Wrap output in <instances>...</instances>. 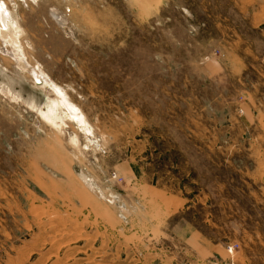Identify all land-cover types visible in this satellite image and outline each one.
Masks as SVG:
<instances>
[{"label":"rangeland","instance_id":"obj_1","mask_svg":"<svg viewBox=\"0 0 264 264\" xmlns=\"http://www.w3.org/2000/svg\"><path fill=\"white\" fill-rule=\"evenodd\" d=\"M0 1V264H264V0Z\"/></svg>","mask_w":264,"mask_h":264},{"label":"bare ground","instance_id":"obj_2","mask_svg":"<svg viewBox=\"0 0 264 264\" xmlns=\"http://www.w3.org/2000/svg\"><path fill=\"white\" fill-rule=\"evenodd\" d=\"M16 25H18V24H17V20H15V18H14L13 13L8 8L6 3L0 1V33H1V35L2 36L3 35H10L11 38H13V40H14V38L16 36V31H15ZM11 44H13V43H11ZM35 72H36V70H35Z\"/></svg>","mask_w":264,"mask_h":264}]
</instances>
